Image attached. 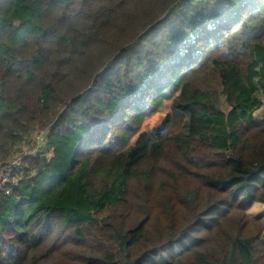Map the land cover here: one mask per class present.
Here are the masks:
<instances>
[{
	"label": "trees",
	"instance_id": "trees-1",
	"mask_svg": "<svg viewBox=\"0 0 264 264\" xmlns=\"http://www.w3.org/2000/svg\"><path fill=\"white\" fill-rule=\"evenodd\" d=\"M261 106L264 0H0V264H264Z\"/></svg>",
	"mask_w": 264,
	"mask_h": 264
},
{
	"label": "rangeland",
	"instance_id": "rangeland-1",
	"mask_svg": "<svg viewBox=\"0 0 264 264\" xmlns=\"http://www.w3.org/2000/svg\"><path fill=\"white\" fill-rule=\"evenodd\" d=\"M222 107L225 111L229 110V105L227 104L226 101H223L222 103ZM172 112L174 114L175 120H174V129L175 130H181V131H185L187 128V124H188V116L186 113H181L179 111H175L172 107H171V101L166 100L164 101V103L151 115L147 116L142 124H141V129L140 130H152L154 127L158 126L159 124H161V122L164 120L166 114L168 112ZM257 115L259 117H264V106L260 107L257 111ZM49 128L46 129H41V130H35L32 131L31 134L29 136H27L21 143L17 144L15 146V148L12 150V154L3 162H0V170L3 166L6 165H11L13 164V162L16 160L17 156H19L20 154H22L24 151L28 150L29 148H31L32 146V139L34 136H36L37 134H40L41 132H45L46 134H48ZM138 134L135 135L129 144H132L135 142L136 138H137ZM24 162V161H23ZM259 203V202H258ZM263 204V203H262ZM262 214H264V211L262 212ZM253 217H256L255 214H253ZM262 220H263V215L261 216Z\"/></svg>",
	"mask_w": 264,
	"mask_h": 264
},
{
	"label": "built area",
	"instance_id": "built-area-1",
	"mask_svg": "<svg viewBox=\"0 0 264 264\" xmlns=\"http://www.w3.org/2000/svg\"><path fill=\"white\" fill-rule=\"evenodd\" d=\"M33 143L31 148L24 151L17 156L16 160L11 165L3 166L0 170V189H5L10 182H16L17 177L23 175V171L18 170L23 161L33 155L40 153L47 145V134L41 132L32 139ZM16 176V177H15Z\"/></svg>",
	"mask_w": 264,
	"mask_h": 264
},
{
	"label": "crops",
	"instance_id": "crops-1",
	"mask_svg": "<svg viewBox=\"0 0 264 264\" xmlns=\"http://www.w3.org/2000/svg\"><path fill=\"white\" fill-rule=\"evenodd\" d=\"M264 211V204L262 203H255L252 208L249 210V214L253 217V214H255V216H264V214H262V212ZM263 221H264V217H263ZM263 239H264V233H263Z\"/></svg>",
	"mask_w": 264,
	"mask_h": 264
}]
</instances>
